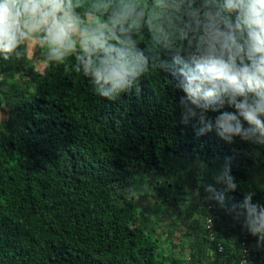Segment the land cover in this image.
<instances>
[{"label": "trees", "instance_id": "obj_1", "mask_svg": "<svg viewBox=\"0 0 264 264\" xmlns=\"http://www.w3.org/2000/svg\"><path fill=\"white\" fill-rule=\"evenodd\" d=\"M135 2L147 19L154 0ZM132 39L147 71L111 101L71 59L27 45L0 58V264H264V241L228 212L247 193L264 205V144L185 121L180 78L159 64L186 42L147 24ZM226 164L238 187L222 207L205 188L223 190Z\"/></svg>", "mask_w": 264, "mask_h": 264}, {"label": "clouds", "instance_id": "obj_2", "mask_svg": "<svg viewBox=\"0 0 264 264\" xmlns=\"http://www.w3.org/2000/svg\"><path fill=\"white\" fill-rule=\"evenodd\" d=\"M82 6V0H0V58H19L27 45L43 49L50 64L71 59L74 71L91 77L97 94L111 101L147 71L149 57L132 39L147 24L186 42V55L159 64L180 78L185 121L195 117L201 132L214 127L228 143L240 137L264 144V0H154L147 19L135 0H98L83 16ZM225 105L234 111H222ZM209 111L219 114L213 120ZM230 171L226 164L215 177L222 191L205 188L222 207L225 193L238 187ZM253 195L228 212L261 242L264 205L253 203Z\"/></svg>", "mask_w": 264, "mask_h": 264}, {"label": "rangeland", "instance_id": "obj_3", "mask_svg": "<svg viewBox=\"0 0 264 264\" xmlns=\"http://www.w3.org/2000/svg\"><path fill=\"white\" fill-rule=\"evenodd\" d=\"M28 47H29L30 49H33L31 46H28ZM40 63H41V60L36 59V69L41 71ZM166 230H168V229L165 228L163 231L166 232Z\"/></svg>", "mask_w": 264, "mask_h": 264}, {"label": "built area", "instance_id": "obj_4", "mask_svg": "<svg viewBox=\"0 0 264 264\" xmlns=\"http://www.w3.org/2000/svg\"><path fill=\"white\" fill-rule=\"evenodd\" d=\"M242 245L244 246L245 244L242 243ZM219 249L221 250V246H219ZM243 253H244L243 256H247V255H248V250H247L245 247H244V249H243Z\"/></svg>", "mask_w": 264, "mask_h": 264}]
</instances>
